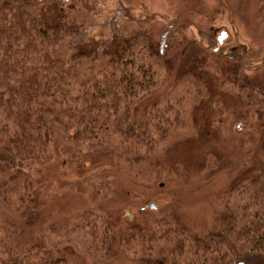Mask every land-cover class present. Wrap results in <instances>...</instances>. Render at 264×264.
I'll list each match as a JSON object with an SVG mask.
<instances>
[{"label": "trees", "instance_id": "obj_1", "mask_svg": "<svg viewBox=\"0 0 264 264\" xmlns=\"http://www.w3.org/2000/svg\"><path fill=\"white\" fill-rule=\"evenodd\" d=\"M94 7L0 0V264H72L75 254L90 264H264V83L234 57L216 62L219 83L231 86L250 113L246 125L259 130L263 169L241 167L218 198L223 213L211 232L199 223L186 229L163 211L148 226L117 224L100 207L23 238L25 225H38L30 208L50 193L46 165L80 169L110 149L128 176L149 178L163 149L192 135L193 115L216 84L211 55L181 32L152 21L105 23ZM209 162L207 171L219 168L215 156ZM98 181L89 182L95 202L109 187Z\"/></svg>", "mask_w": 264, "mask_h": 264}, {"label": "rangeland", "instance_id": "obj_2", "mask_svg": "<svg viewBox=\"0 0 264 264\" xmlns=\"http://www.w3.org/2000/svg\"><path fill=\"white\" fill-rule=\"evenodd\" d=\"M94 10L97 20L106 23L112 19L119 27L132 19L152 21L156 27L168 25L181 32V37L211 55L207 67L216 84L193 115L192 135L163 149L149 178L128 176L119 152L110 149L96 153L93 163L89 160L80 169L72 168L67 161L46 165L43 185L50 193L30 208L37 215L38 225H25L23 230L28 235L23 238H32L39 227L52 222L58 226L72 224L75 213L83 208L100 207L117 224L126 219L148 226L156 213L163 211L186 229L199 223L202 233L211 232L214 214L223 213L218 198L229 192L241 167L261 162L257 165L263 169L257 144L259 130L246 125V121L251 123L250 113L241 106L231 86L220 85L216 62L234 57L264 83V0H95ZM222 32L226 36L220 42ZM211 156L218 159L219 168L209 172ZM1 173L0 167V177ZM98 179H104L109 187L106 196L98 188L97 198H104L95 202L90 183H99ZM72 264L90 263L75 254Z\"/></svg>", "mask_w": 264, "mask_h": 264}, {"label": "water", "instance_id": "obj_3", "mask_svg": "<svg viewBox=\"0 0 264 264\" xmlns=\"http://www.w3.org/2000/svg\"><path fill=\"white\" fill-rule=\"evenodd\" d=\"M225 33L222 32L221 35L218 37V40L221 42L223 38H225Z\"/></svg>", "mask_w": 264, "mask_h": 264}]
</instances>
